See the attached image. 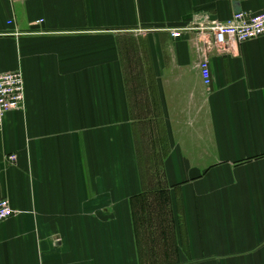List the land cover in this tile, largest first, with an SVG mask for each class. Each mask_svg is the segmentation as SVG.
Masks as SVG:
<instances>
[{"label": "crops", "instance_id": "crops-1", "mask_svg": "<svg viewBox=\"0 0 264 264\" xmlns=\"http://www.w3.org/2000/svg\"><path fill=\"white\" fill-rule=\"evenodd\" d=\"M240 11L264 0H0V72L25 82L0 129V264H138L145 193L171 203L176 264H264V35L208 29Z\"/></svg>", "mask_w": 264, "mask_h": 264}, {"label": "built area", "instance_id": "built-area-1", "mask_svg": "<svg viewBox=\"0 0 264 264\" xmlns=\"http://www.w3.org/2000/svg\"><path fill=\"white\" fill-rule=\"evenodd\" d=\"M42 22V19L37 21ZM10 24L11 21H8ZM213 35L216 46L224 45L227 38L243 42L264 35V11L259 13L235 12L226 20L215 23L208 28ZM173 36H179L180 31H173ZM200 76L205 86L210 84L209 63L203 58L199 63ZM25 107V82L21 70L0 72V129L8 112ZM11 160L14 155L9 157ZM13 215L10 204L0 199V222Z\"/></svg>", "mask_w": 264, "mask_h": 264}, {"label": "rangeland", "instance_id": "rangeland-1", "mask_svg": "<svg viewBox=\"0 0 264 264\" xmlns=\"http://www.w3.org/2000/svg\"><path fill=\"white\" fill-rule=\"evenodd\" d=\"M163 184V183H162ZM149 200V202H147L148 204H150L147 208H145V210L150 211L152 214L151 216V222L149 223V227H153V224L158 221L156 218L159 216V212H158V205L159 203H155L157 201H155V199L153 197L151 198H146L145 200ZM141 201H144L142 199H140ZM161 200V199H160ZM143 204V203H142ZM137 205H139L137 202H134V204H132V209H133V216L134 218H137V221L141 222L142 219L139 220L141 214L143 213V211L141 210L140 206L139 208L137 207ZM165 205L167 207H164V213L162 214V219L164 220V222L167 223H171L170 221V215L169 213H171L169 210L171 208V203L169 202V204L167 205V200L165 201ZM136 208V209H134ZM167 211V212H165ZM145 212V211H144ZM147 224H144V229L146 227ZM170 226V225H168ZM154 231V230H153ZM105 232V231H104ZM144 237L145 240L141 239V243H139V245H137L136 247V258L138 259V261L140 260L141 264H146L144 262V260L148 259L149 263L154 264V259L155 261L158 262V260H164V259H168L171 257L169 252H172V248L170 247V241L169 239H167V234L168 231L165 230L164 234H166V238H161L159 236L161 235H157V234H152L147 236V231H144ZM139 233L142 234V231L139 230ZM103 232L99 230V240H102L100 238H103ZM102 242V241H101ZM138 242V241H137ZM160 245V246H159ZM105 257V256H103ZM150 260V261H149ZM106 264V263H105ZM111 264V263H109Z\"/></svg>", "mask_w": 264, "mask_h": 264}, {"label": "trees", "instance_id": "trees-1", "mask_svg": "<svg viewBox=\"0 0 264 264\" xmlns=\"http://www.w3.org/2000/svg\"><path fill=\"white\" fill-rule=\"evenodd\" d=\"M145 197L148 198V196H147L146 193L143 194V195L137 196V197H133L131 199V208H132V204H134V202H137L139 204V205H137V207L139 208V206H140L141 210L143 211V213L141 214L139 220L142 219V221L139 222V221H137V218H134L133 217V223L135 225V229H137L138 228V225L141 224V228H142L141 231H142V233L146 230L147 233H148L147 234V236H148V235H151V233H150L151 231H148L147 228L150 229L149 223L151 222V216H152L153 213H151L148 210H145V208H147L150 205V204L147 203V202H149V200L148 199L145 200ZM162 197H163V199H162ZM162 197H161V201L163 200V204L160 207L158 206L159 208L157 210L159 212V216L156 218L158 220V221H156V223H158L157 226L159 225L161 227V230L159 231L158 228H157V226L154 227L155 226L154 225L155 223L153 224V227H151V228H153V229L156 228V232L158 233V236L159 235H162V238H164V237L166 238V234L167 235L169 234V230H168V233H166V234H164V232H165V229H167V227L169 228L170 226H168L169 223L164 222V220L162 219V214L164 213L163 208L165 207V205H164L165 198H164V196H162ZM140 199H142L144 201H141ZM156 203H159V202H156ZM134 209H136V208H134ZM165 212H167V211H165ZM133 216H135V215H133ZM144 224H147L146 227H145V229H144ZM170 247L172 248L173 251L175 250L173 248L174 246H172V244L170 245ZM144 262L146 264H152V263H149L148 262V259L144 260ZM138 264H141L140 260L138 261ZM154 264H176V263L174 262V260H170V258H168V259H164V260H158V262L155 261V259H154Z\"/></svg>", "mask_w": 264, "mask_h": 264}]
</instances>
